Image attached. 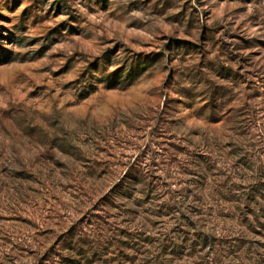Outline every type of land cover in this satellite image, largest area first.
I'll return each mask as SVG.
<instances>
[{
  "label": "rangeland",
  "instance_id": "1",
  "mask_svg": "<svg viewBox=\"0 0 264 264\" xmlns=\"http://www.w3.org/2000/svg\"><path fill=\"white\" fill-rule=\"evenodd\" d=\"M0 264H264V0H0Z\"/></svg>",
  "mask_w": 264,
  "mask_h": 264
}]
</instances>
